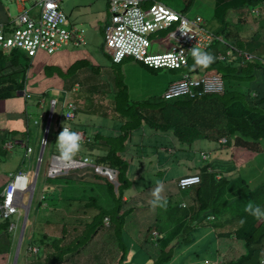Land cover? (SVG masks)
Instances as JSON below:
<instances>
[{"label": "trees", "instance_id": "obj_1", "mask_svg": "<svg viewBox=\"0 0 264 264\" xmlns=\"http://www.w3.org/2000/svg\"><path fill=\"white\" fill-rule=\"evenodd\" d=\"M195 1L185 0L184 8H190ZM215 1L214 15L206 18L208 25L217 35L235 46L237 51H234L227 61L219 60V52H225L228 45L217 40L215 45L206 50L215 57L214 63L207 68L194 67L191 55L186 67L170 69L177 79L167 86L165 92L173 82L184 78L185 74L191 76L199 74L205 77L214 73L224 78L225 91L199 94L203 92V86H198L194 88L196 92L194 97L184 94L178 98L165 99L157 95L148 100L134 101L130 97L128 85L123 77L113 75L112 79L117 90L114 88L112 91L109 86V91H106L114 110L124 121L122 133L118 136L101 134L95 136V141L105 143L108 147L107 152L104 155L92 154L93 165L84 169H90L94 173L93 178L99 183L93 179L84 181L83 177L74 178L73 175L46 179L42 194L47 197L46 203L56 207L46 210L47 212L43 211L44 213L35 223L36 237L30 244L40 246L41 251L43 248L44 256L40 254L41 252L34 256L33 264H61L66 255L79 254L98 235L100 229H108L106 235H115L114 239H117V242L116 235L120 236L128 229L133 230L134 237L142 238L143 234L142 244L144 246L145 243L150 244L153 250L146 249L145 256L140 255V250H137L140 264H149L150 260L151 264H186L194 260L199 264H210V259L202 256L204 251H209V248L216 252L213 254L215 256L213 259L216 257L221 259L222 264H262L264 219L252 217L245 212V207L249 203L264 207V180L263 183L254 186L240 175V172L246 168V161L242 160L237 165L234 160L227 161V156L232 154L233 147H237V150L244 154L250 151L256 156L261 152L264 153V62L259 59L244 62L239 55L240 51L264 54L262 35L264 26L260 25L258 30L252 33L253 31L243 30L242 24L239 23L243 20V16L253 15L256 11H260V18L264 20V0ZM232 14L237 16L236 25L230 19ZM4 54L0 50V55ZM7 57L8 63L5 65L0 63V98L11 99L15 98L19 91L26 89L31 63L30 58L18 50ZM126 60L127 58L119 64L113 63L111 67L122 66ZM139 62L142 63V68L151 72L157 73L160 70ZM7 71L9 75L5 74ZM29 103L27 100L26 105ZM25 109L26 118L23 119L29 120L27 106ZM142 128L150 133L149 136L169 135L172 143L165 146L175 148L177 141L181 143L180 148L169 154L166 149L163 150V147H158L159 141L154 147L158 154L146 152L145 148H128L131 133L139 130V135L142 137L144 135ZM73 130L75 131V127ZM223 136L228 137V143L222 144L221 148L213 151L206 163L194 167L199 170L201 182L180 191L175 199L172 197L165 199L166 207H158L161 212L156 213L150 205L141 202L142 198L133 199L131 193L128 195L129 189L144 176L147 177L151 187L156 186L158 181H163V173H156L152 164H148L149 170H146L144 161L157 159L164 166L187 169L194 163L188 166L180 158L181 156L196 157L192 146L196 140L218 142ZM133 150H135L133 154L129 155V151ZM50 152H57L55 145L50 148ZM79 152L75 157L79 156ZM248 163H251L250 160ZM98 166L118 170L116 180L112 181L109 176L97 173ZM140 172L141 174H138ZM66 173L68 171L63 174ZM54 184L58 185L57 189L53 190ZM59 184L63 189H59ZM69 186L74 188L72 193L67 192ZM87 188L92 190V196L88 199L84 195ZM188 190L191 193L189 205L183 203V193ZM56 194H60L59 203L56 201L52 203V196ZM76 202L78 207L75 205ZM139 203L142 204L138 206ZM43 204L44 201H38L34 211L36 215L44 209ZM71 216H74L73 220L77 224L69 229L68 219ZM153 216H157L158 220L150 222L148 219ZM106 217L109 219L105 223ZM241 220L244 223H241ZM14 221L15 217L0 221V254L9 255L13 252L12 240L15 233L10 231L9 227ZM210 226L215 233V242L208 240L207 243L204 241L207 237L202 233V227ZM230 238L239 241L242 246L239 252L232 254L231 249L227 252L219 249L218 241ZM3 246H6L7 250L1 251ZM120 246L123 252L120 262L123 264L129 250L127 243H120Z\"/></svg>", "mask_w": 264, "mask_h": 264}, {"label": "built area", "instance_id": "obj_2", "mask_svg": "<svg viewBox=\"0 0 264 264\" xmlns=\"http://www.w3.org/2000/svg\"><path fill=\"white\" fill-rule=\"evenodd\" d=\"M17 1L25 3L26 0ZM107 1L110 4L111 21L106 29V40L109 46L108 53L114 62H121L125 57L132 56L153 68L181 69L188 65L193 47L206 51L217 40H222L210 28L204 17L197 15L190 19L162 2L158 1L150 7L144 8L141 6L140 0ZM33 2L32 9H37V15L31 16L29 10L24 9L17 21L18 25L9 35H6L3 28L0 27V48L22 49L29 56L35 57L41 51L53 54L68 45L86 44L84 29L74 24L68 25V17L62 8L64 0H33ZM174 27L175 30L170 34V38L174 41L171 49L163 51L162 46L159 45L161 53L152 54L150 48L157 41L153 40L151 36ZM231 53V50L227 51L228 55ZM219 58L226 59L227 55L220 54ZM198 86H203V92L199 94L225 91V82L219 75L194 78L185 74L184 78L170 85L163 97L173 99L184 94L194 97L196 96L194 88ZM73 102L67 99L66 94L62 107L66 110L63 116L65 115L67 119H73L75 116L73 111L76 106ZM49 105L50 109L54 110L58 107V101L52 99ZM49 116L52 118L53 114ZM68 128L70 129V127ZM47 131L49 132V130ZM42 142L46 145L47 139L43 138ZM33 152V147L28 146L27 159L31 160ZM69 165L82 168L92 165V162L88 157L74 158L71 162H64L58 159V156H53L47 175L63 174L72 169ZM25 181H27L26 185H24ZM197 181H199L197 176L186 177L182 180V186L185 187ZM30 190L29 174L24 171L14 174L1 194L6 198H3V201L0 198V220L9 219L15 215L20 216V209L27 207L24 195ZM18 229V223L12 222L10 231L16 233ZM30 250L37 252L38 248L30 247Z\"/></svg>", "mask_w": 264, "mask_h": 264}, {"label": "crops", "instance_id": "obj_3", "mask_svg": "<svg viewBox=\"0 0 264 264\" xmlns=\"http://www.w3.org/2000/svg\"><path fill=\"white\" fill-rule=\"evenodd\" d=\"M86 1L91 3L97 2V0ZM86 1H83V7L86 6ZM208 1L211 3L212 11L216 8V5L213 7L214 0ZM80 3V0L75 3H71L73 8L65 10L69 18L73 19L71 22L76 25L75 21L84 24L94 21V17L90 18V16L94 14L92 4H89L91 9L90 12H88L87 9L86 13L83 12L82 14L79 10ZM23 5L19 7L20 11L25 8ZM0 10H3L1 0ZM75 10H79L77 15L74 14ZM10 19L11 18L8 16L6 20L0 18V25L12 21ZM86 36L87 42L84 45H68L51 55L41 51L35 58H30L31 64L28 70L27 84V89L30 93L29 98H26L20 92L16 94L15 98L0 99V191L3 189L4 184L8 181V178L13 172L23 169V167H27L25 164V148L22 145H20L22 148L19 147L23 150V153L6 151L3 149L4 141L6 140V142H8L7 138L10 136L12 137L11 139L26 138L29 145L34 148V151H36L39 147V141L42 138L41 129L44 128V124H41L43 121L42 118H36L40 122L38 124L36 123L37 120L35 121L32 119L33 113L35 114V112H32L33 109L31 106L34 103V99H37L38 97H46L47 100V96L52 93L53 96L49 98H55L62 101L64 100V96L67 94V99L74 101L76 106V118L69 121V124L72 126V129H74V127L77 128L75 132L79 133L81 137H85V140L81 141V144L84 146L81 147L86 153H83L82 155L106 154L108 147L103 141H95L96 135L101 134L103 136H118L122 133L121 128L124 121L121 120V116L116 112V110H114L110 101L107 104L102 103L101 101L102 98L104 100H109L108 91L103 94L107 88L106 82L98 81V79L101 78L100 73L102 71H99V74L92 71V69L98 68H100V70H103V68L108 69L109 67L111 68V65L113 64L107 53V46L105 45L106 37L104 46L99 49L91 43L94 36L93 29L90 34L86 30ZM101 53L110 58V63L102 57ZM7 56L8 55L6 54L0 55V63L2 62L3 65L8 63L9 59ZM74 65H76V67H74ZM70 68H72L71 71ZM5 74L9 75L8 71L5 72ZM92 78L95 79L91 80ZM112 81L110 84V90L113 91L114 88L117 90L113 79ZM27 100L30 102L29 105H26ZM26 106L29 113L32 112V114L29 116V120L27 118L24 122L23 118L25 117L24 111H26ZM88 115H90L91 118L88 117ZM33 127L38 129L35 130L34 134H32ZM55 129L58 128L56 127ZM146 129H148V127ZM146 129L142 128L144 131V135L142 137L139 135V130L132 132L127 147L130 149H146L148 146H143V143H140V141L147 142L149 140L146 137H148L150 133ZM13 132L14 134H11ZM55 134L58 137V133ZM57 137H55L54 141L53 138L49 140V144L51 145V147L50 145H47L49 149L54 145L56 146L55 143ZM131 154H133V151H129V155ZM182 158L183 156H181L180 159ZM163 179L166 180V178ZM130 193L131 192H129V194ZM143 194L144 192H142L140 196ZM149 218L151 219L148 220H152V217ZM101 235L102 232L100 230L98 235L95 236L94 239L85 248H83L79 254L72 255L71 257L68 255L61 264H95L94 261L98 264H118L123 253L120 243L117 242V239H114L115 235H111V240L106 242L104 238L102 242L99 240ZM140 239L141 241L144 240L143 234ZM130 242L131 244L128 255H126V260L127 258L132 257L139 247L140 255L144 256L147 254L146 249L153 250V247L148 243L146 244V247L139 246L136 249L132 246V239H130ZM2 255L4 256L1 259L3 262L2 264H7L8 257L6 259V255ZM134 258L140 259L139 251L135 254ZM66 259L69 260L67 261ZM146 259L148 258L146 257ZM126 262L130 263V260H127ZM148 263L151 264V260Z\"/></svg>", "mask_w": 264, "mask_h": 264}, {"label": "rangeland", "instance_id": "obj_4", "mask_svg": "<svg viewBox=\"0 0 264 264\" xmlns=\"http://www.w3.org/2000/svg\"><path fill=\"white\" fill-rule=\"evenodd\" d=\"M80 11L83 14V12L86 13V10L88 9V12H90V6L89 4H92V10H94V14L90 16V18L94 17V21H90V23L88 24H84V23H80V22H76V25L85 28V30H87L90 34L91 30L93 29V38L91 40V43L95 46H97L99 49H101V47L104 46L105 43V37H106V26L110 23V18H111V14L109 11V5L107 8V4L105 2V0H97V2H88L86 1V6H84L83 1L84 0H80ZM163 3H165L166 5L172 7L173 9L182 12L183 14H185L188 18L193 19L195 18L197 15H201L205 18L214 15V10L213 12L211 11L212 7H211V3L208 0H196L192 6L190 8H184L185 5V0H159ZM2 5H3V10H0V18L5 19L7 18V16L9 18H11L10 20L15 19L21 12H20V6L23 4H19L16 2V0H1ZM78 2V0H64L63 2V7L64 10L68 9V8H73V6L71 5V3H75ZM215 0L213 3V7L215 5ZM149 4V3H148ZM34 5L33 0H27L24 3V7L29 10V14L31 16L36 15L38 13L37 9H32ZM88 5V6H87ZM216 7V6H215ZM79 10H75V15L78 14ZM256 17H251L249 14H246L245 16H243V20L239 21L240 24H242V27H244L247 31H256V29H258L261 26H264V20H262L260 18V11L259 12H255ZM230 19L232 21V23L234 25L237 24V16L236 14H232L230 16ZM73 19L69 18V23L68 25L70 26V23ZM175 30V27L164 32V33H155L151 36V38L153 40H156L157 42L155 44H153L150 48V51L152 52V54H156V53H161V50L159 48V45L162 46V50L163 51H169L171 49L172 44L174 43V41L170 38V34L172 31ZM254 33V32H252ZM262 33V32H261ZM263 38H264V34L262 33ZM161 36V37H160ZM160 37V39H159ZM105 45L107 46V52H108V44L107 42L105 43ZM102 57H104L106 59V61H108L110 63V58L107 55H103L101 53ZM92 69V68H91ZM92 71L94 73H98L99 71H102L100 73V77L98 79V81H105L106 82V86L107 88L105 89L104 93L106 92V90L109 91V86L111 84L112 81V77L113 75H121V77H123V79L125 80L124 82L128 85V89H129V94L132 100L134 101H144V100H148L153 96H157L160 95L161 97L164 95V92L167 88V86L174 81L175 79H177V76L174 74V72H172L170 69L168 68H162L160 70L157 71V73L151 72L148 69L142 68V63H140L139 61H136L132 58H127L126 62H124L122 64V66H117L115 65L114 67H109L107 68H103V70H100V68L98 69H92ZM194 78H199L201 77L199 74L198 75H192ZM95 78H92L91 80H94ZM113 82V81H112ZM53 94H49L47 97H52ZM102 103L107 104L109 102L108 99L104 100L103 98L101 99ZM59 105L58 104V109H56V114L59 112ZM32 106V112L34 111L35 114L33 113V118L35 121L37 120L36 118L41 119L42 117V102L38 99H34V103L31 105ZM32 112H30L32 114ZM88 117L91 118L90 115H88ZM23 121L25 122L26 120L23 119ZM39 121V120H37ZM55 128H56V124L53 121L51 123V134L48 136V140L55 138ZM92 128V127H91ZM37 128L33 127L32 130V134H34L35 130ZM38 130V129H37ZM147 139H149L147 142H142L140 141V143H143V146H148L146 147V149H154V147H156L158 145V141H159V145L158 147H165V145H167L168 143H172L171 137L169 135H163V136H159L157 134H153L150 135L148 137H146ZM57 140V139H56ZM175 146H180L181 143L175 141ZM47 146V145H46ZM49 146V143H48ZM84 146V145H82ZM192 146L193 148V152L194 155L196 156L195 158H188L187 160H184L186 164H188V166H191L192 163H194L190 168L187 169H181L179 167H174L172 166L171 171L168 173V177H172L170 179V183L164 187L163 192L161 193V197L165 198V194L166 191H168V197H172V198H177L180 190L177 186V182L175 180V178L178 175L181 174H188V173H192V172H199V170H197V168L194 167H198L203 165L204 162L202 159H200V152L201 149H206V148H210V142L205 139H200V140H196ZM82 148V147H81ZM82 153H86L83 149ZM80 150V151H81ZM135 150H133L134 152ZM175 151V150H174ZM23 153V150L21 148H17V150H15L13 153ZM50 151H49V147H47V151L45 154V157L43 156V161L42 163L39 165V171L37 169H33L32 171H30L31 175H32V179L33 177H38V182L36 184V188L34 189V187L31 188L30 191H27L24 195V198H26V201L29 200L28 199V194H31V208L30 210L28 209L27 211L30 212L29 215H26V219H27V227H31L29 229V234L27 235L28 237L31 236V240H29L30 242L34 239L35 236V229H36V221H38V217H41V215L44 213L43 211H46L50 208L56 207V205H51L50 203H46L44 202L43 210H40L37 215L36 213H34L35 208L37 206V203L39 200H45V197L41 194L42 189L44 188V184H43V176L45 173L48 172L49 166H50ZM89 155V158L91 159V155ZM229 160H234L235 163H237V165L240 164V162L242 160H245L246 162L248 160H250L251 163H247L246 164V168L243 169L240 172V175L243 176L245 179L249 180L250 182H252V184L255 185H259L260 183H263L262 181L264 180V153H259L258 156L254 155V153L248 152L247 154H244L243 152L237 150V148L232 149V154H228L227 156V161ZM245 163V162H243ZM32 164V162H31ZM27 166H29V163H27ZM70 168L72 169H79L80 167H77L75 165H69ZM90 165L87 167L89 168ZM139 168V166L137 167V169ZM146 170H149V165H146ZM97 173H102V171L100 169H96ZM244 174H243V173ZM138 174H141L138 173ZM74 176V178H80L83 177L84 181H90V179H93L94 181H96L97 183L98 180H95L94 177V173L90 170V169H81L78 171H71L66 173L65 175L63 174V176ZM40 177V178H39ZM9 183V181L6 182V185ZM30 184L32 185V181L30 180ZM156 184V183H155ZM58 184H54L52 185V189L54 190V188H56ZM148 187V189H147ZM57 189V188H56ZM59 189H63V187L59 184ZM67 192L72 193V191H74V188L72 186L67 187ZM154 188L151 187L150 182L148 181L147 177H143L140 181H138L136 183V185H134L132 188L129 189L128 192H133V191H138V190H142L144 192V194L140 197L142 198L141 202H145L147 203V205H150V201L151 199H153L151 192ZM35 190V191H34ZM81 191V190H80ZM86 199L90 198L92 196V190L87 188L86 192L84 193ZM141 195L140 192L134 193L131 195V197L133 199H136L137 197H139ZM184 195V199L186 204H190L191 201V193L190 190H188L187 192L183 193ZM0 198H6L4 196L1 195ZM49 198V195H48ZM53 200L52 203L58 202L59 203V199H60V194H56L54 196H52ZM49 201L50 198H49ZM142 203H139L138 206H140ZM76 207H78L77 202L75 203ZM21 211L23 212V209H21ZM154 211L156 213L161 212L162 210L159 211L158 207L154 209ZM47 212V211H46ZM158 215V214H157ZM17 218V217H16ZM74 216H71V218L68 219V222H70V228L72 229V227H74L77 222L75 220H73ZM28 221H29V225H28ZM151 222V220H149ZM67 224V225H69ZM73 225V226H71ZM38 228L40 230L41 226L38 225ZM99 229V228H98ZM101 230V229H100ZM33 231V233H32ZM28 232V231H27ZM102 235L99 237V240L103 242L104 240V236H105V242L111 240V236L110 235H106L108 233V229H104L101 231ZM36 233H38V231L36 230ZM202 233L204 235H206V239H204L205 242L208 243L209 242H215V233L213 232V230H211V226L210 227H202ZM56 235V234H55ZM26 236V238H27ZM118 238V242L125 244L127 243V247L128 250L130 248V238H132V246L134 248H138L139 246L141 247H146L142 244L143 241H141V239L139 237H134V232L132 229H128L126 230V232L120 236L116 235ZM226 243L220 244V250L222 252H227L229 249L232 250V254L239 252L242 249V246L240 245L239 241L237 239H225ZM25 242L26 240L24 239L23 245L22 242L20 241V247L22 248L21 250V254H20V258L18 261V264H23V262L21 263L22 257H23V251L25 250ZM12 250L15 244V247L17 245V240H15V238L13 237L12 240ZM22 245V246H21ZM15 247H14V252H12V256L15 253ZM212 247H214V245L212 244ZM140 250V247L138 248ZM137 249V250H138ZM202 248H199V250H201ZM3 250H7L6 246H3L1 251ZM212 249L209 248V251L205 252L202 254V256H206V258L208 257L210 259L209 262H211L210 264H222V260L218 259L217 257L213 259V257H215L213 254L216 253L215 251H211ZM25 253V251H24ZM44 253V249L42 248L41 251V255ZM137 253V251L132 255V257L127 258V260H130L129 264H140L141 260L139 258H134L135 254ZM8 256L7 259V264H13L14 262V257L11 256V254L6 255V257ZM72 255H69V257H71ZM4 256L2 254H0V264H2V258ZM203 259V258H202ZM24 260V259H23ZM67 261L69 259H66ZM126 260V261H127ZM125 261V264H126ZM197 260H194L193 262L190 263H186V264H199V262H196ZM95 264H98L96 261H94ZM201 263H203V261H201ZM118 264H121V262H119Z\"/></svg>", "mask_w": 264, "mask_h": 264}, {"label": "clouds", "instance_id": "obj_5", "mask_svg": "<svg viewBox=\"0 0 264 264\" xmlns=\"http://www.w3.org/2000/svg\"><path fill=\"white\" fill-rule=\"evenodd\" d=\"M105 1L109 5V2L107 0H105ZM140 1H141V6L144 7V8H146V7H150L151 5H153L155 2H158L159 0H155L154 2H151V0H140ZM16 2L17 3H20V4H24V3L18 2L17 0H16ZM159 2H161V1H159ZM62 8L64 10L63 5H62ZM24 9L27 10L26 8H23L20 11L21 12L20 14H22V12H23ZM109 11H110V6H109ZM64 12H65V10H64ZM256 12H259V11H256ZM20 14L15 19H13L12 21L7 22L6 24H1L0 25V27L3 28V30H4V32H5L6 35H9L11 33V31L18 25V22L17 21L19 20ZM66 15H67L68 20H69V16H68L67 13H66ZM249 15L251 17H254V18L256 17V14L255 13L253 15L252 14H249ZM204 19L206 20L205 17H204ZM207 23H208V21H207ZM70 24H74V23L71 22ZM81 28L84 29V31H85V37H86V42H87L86 30L83 27H81ZM242 29L243 30H246L244 27H242ZM257 30L258 29H256V31ZM164 32L162 31L160 33H164ZM220 37L222 38V40H219V41H221L222 43H225L226 42L225 39H223L222 36H220ZM106 42H107V40H106ZM215 44H216V42L213 45H215ZM225 45H228V48L225 49L226 50L225 52L224 51H220L219 52V55L220 54L227 55V58L226 59H220L219 58V55H218V59L221 60V61H227L234 54V51H237L236 47L233 46V45H230L228 42H226ZM65 47H67V46H65ZM65 47H63V48H65ZM63 48H61V49H63ZM0 50L3 51L8 56L11 55V53L13 51L18 50V51L24 52L31 59L36 57V56L35 57H31L25 51H23L22 49H18V48H3V47H1ZM229 50L232 51V53L230 55L227 54V51H229ZM258 54H261V53H254V52H251V51L250 52H247V51L246 52H242V51H240V53H239V55L241 56V59L244 62L252 61V60H255V59H259L261 62H264V54H262V55H258ZM108 55L110 56L112 63H115V64L121 63L126 58L135 59L132 56H127L121 62H114L113 61V58L111 57V55L109 53H108ZM191 55H192V58L194 60V67H197L198 66V67H202V68H207L212 63H214V61H215V57L212 54H210L209 52L203 51V50H201L200 48H197V47H193L191 49ZM162 68L173 69V68H169V67H161V68H155V69H162ZM213 75H215V73ZM216 75H219V74H216ZM219 76L222 77V75H219ZM201 77H204V76H201ZM223 80H224V78H223ZM224 82H225V80H224ZM77 85H79V84H77ZM225 89H226V84H225ZM20 92L26 98H29L30 93H29L27 87H26L25 90L19 91L18 93H20ZM207 94H211V93H207ZM44 98L43 97H38V100H40L42 102V106H41V109H42V117L41 118H42L43 121H42L41 124H44V128L41 129V131H42V138L39 141V147L37 148L36 151L33 152L32 156H31V160L30 159H27V157H26L27 147L30 146L29 143H28V141L26 140V138H13V139H11L12 137H8L7 138L8 142L5 141L4 144H3L4 145L3 149L6 150V151H10V152H14L17 148L21 147L20 145H22L25 148V164H26V166H27V163H29V166L23 167V169H20V170H18L16 172H13L11 174V176L8 178V181H10L12 179V177H13L14 174H17L20 171L21 172L24 171V172H27L29 174V178L32 181L31 188L34 187V189L36 188V184H37V182H38L39 179H38V177H33V179H32V175H31V173H30L29 170L32 171L33 169H37L39 171V168L38 167L42 163L43 156L45 157V154H46V151H47V147L48 146H46V145H48V143H49L48 136L51 134V123L53 121L55 122L56 127L58 128V129H55V133H58V137L54 133L55 134V137H57V140H56V143H55L56 144L55 147H56V150H57L58 153L57 152H50L49 153L50 154V158L49 159L52 161L53 156H58V159H60L61 161L71 162L74 158H79V157H88L89 158L88 155H82L83 153L82 152H79L82 149L81 148V146H82L81 141L82 140L84 141L85 140V137H81L79 133L75 132L77 130V128H75V131H74L72 129V126L69 124V121H72V120H74L76 118V113H75L76 108L73 111V113L75 114L74 118L73 119H67L65 117V115L63 116L64 112L66 111L62 107V103H63L64 100L59 101L58 99H56L58 101V104H60L59 105V110H58L59 112L56 114V109H58V107L56 109H54V110H51L50 109V105H49L50 101L52 99H55V98H49L48 97L47 100H46V97H44ZM0 99H6V98H0ZM63 99H65V96H64ZM48 101H49V103H48ZM68 110H70V109L68 108ZM49 113L50 114H53V117L52 118L49 116L50 115ZM28 114L31 115V113H29V112H28ZM60 117H62L61 120H60ZM36 123L38 124L40 122L39 121H36ZM65 126L70 127L71 130L68 127H65ZM47 130H49V132ZM43 138H46L47 139V144L46 145H44L43 142H42V139ZM54 139L55 138H53V141H54ZM224 143H228V137H226V136L220 137V139H219L218 142L211 141L210 142V148L208 147L206 149H201L200 159H202L204 162H206L210 158V156L213 153V151L215 152L217 149L221 148L222 147L221 145L224 144ZM10 147H13V148H10ZM30 147H32V146H30ZM50 147H51V145H50ZM179 148H180V146H176L175 148H168L167 146H165V147H163V150L166 149L169 152V154H173V152H176ZM234 148H237V147H233V149ZM155 150H156V148L151 149V150L147 149L146 152H152L154 154H158V151H155ZM49 151H50V149H49ZM78 152H79V156H76L75 157V155ZM251 153H253V152H251ZM254 155H256V154L254 153ZM182 159L183 160H187L188 158L187 157H183ZM31 162H32V164H31ZM91 162L93 163L92 157H91ZM143 163L146 164V165L152 164L153 165V169L156 171V173L160 174L162 172L163 173V178H166V180L163 179L162 182H159L158 181L157 182V185L152 187V188H154L152 190V192H151V195H152L153 199H151V201H150L151 207L153 209H155L157 207H160V208L166 207V205H167V201L166 200L169 199V197H168L169 196L168 195V191H166V194H165L166 197L165 198H162L161 197V193L163 192L164 187H166L170 183V179L172 177H168V173L171 171V168L172 167L171 166H168V167L167 166H164V164H162L157 159H154V160H151V161H144ZM246 163H248V161ZM155 164H157V166ZM235 164H237V163H235ZM183 165H185V164H183ZM86 167H88V166H86ZM86 167H82V168H79V169H69L68 172L78 171V170L84 169ZM98 168L101 171H104V173H99V174L109 176L112 181H115L116 180V177L118 175V170L113 169V168H110V167L104 168V166H101V167L98 166ZM65 172H67V171H65ZM44 175H46V176H43V184L45 183L46 179L49 178V177H52L53 178V177H57V176H63V174L56 175V176H49V175H47V173H45ZM194 176L199 177V181H197L196 183H191V184H189V185H187L185 187L182 186V180L183 179H185L186 177H194ZM175 180L177 182V186H178L179 190L182 191V190L191 188L192 186H194L196 184H199L201 182V175H200L199 172H192V173H188V174H184V175H179V176H177L175 178ZM26 184H27V181H25V184L24 185H26ZM28 185H29V181H28ZM5 186H6V183L4 184L3 189L0 191V197H1V194L3 193V190H4ZM134 193H135V191H133V192L131 191V194H134ZM41 194H42V191H41ZM30 195L31 194H28V199H30ZM128 195H129V192H128ZM45 197L46 196H44V198ZM1 201H3V198H1ZM42 201L45 202V200H43V199H42ZM28 202H29V200L26 201V198H25V205L26 206H27ZM183 203L186 204L185 199H184V202ZM45 204H46V202H45ZM31 206H32V204L30 202V205L29 206L24 207V208H21V209H23V212L20 209V211H21L20 216L19 215H15L14 216L15 217V222L18 223L19 229H18V231L16 233L14 232L15 233V235H14L15 237L14 238H15V240H17V245L15 247V244H14L15 253H14L13 256H12V253H11V256L15 258V254H16V251H17L18 243L20 241L21 234H23V237L21 239L22 245H23L24 239L26 240V242H25V250H24L25 253L23 251V257H22V260H21V263L23 262V264H33L34 256L38 255L41 252L40 246H38L36 244L35 245H33V244L31 245L30 244V241H29V240H31V236H29V237L27 236L29 234V229L31 227H29V226L27 227L26 212H27L28 209L30 210ZM245 212H247L249 215H251L254 218L264 219V207H261L260 205H253V204L249 203L245 207ZM29 214H30V212H29ZM25 219H26V223H25ZM108 219H109L108 217L105 218V223L108 221ZM157 220H158L157 216H155V217L153 216L151 221H157ZM0 221H3V220H0ZM241 223H244V221L241 220ZM28 225H29V221H28ZM107 226H109V225H107ZM9 230H10V227H9ZM32 233H33V231H32ZM26 236H27V238H26ZM218 242H219V248H220V244L226 243V241H224V239H220ZM14 247H13V252H14ZM30 247H37L38 248V251L35 252L33 250H30ZM21 249L22 248L20 247L18 261H19L20 254H21V251H22ZM75 254H77V253H75ZM75 254H68V255H75ZM68 255H66V257ZM122 255H123V253H122ZM42 256H44V254ZM18 261H17L16 264H18ZM125 261H126V258L123 261V264H125ZM126 264H129V263L126 262ZM262 264H264V258L262 259Z\"/></svg>", "mask_w": 264, "mask_h": 264}, {"label": "water", "instance_id": "obj_6", "mask_svg": "<svg viewBox=\"0 0 264 264\" xmlns=\"http://www.w3.org/2000/svg\"><path fill=\"white\" fill-rule=\"evenodd\" d=\"M30 202H31V197L29 199V202H28L27 206L30 205ZM26 215H29V211L26 212ZM25 223H26V219H25ZM22 237H23V234H21L20 241H21ZM20 241L18 243V247H17V251H16V254H15V258H14V263L13 264H16L17 261H18V256H19V251H20Z\"/></svg>", "mask_w": 264, "mask_h": 264}]
</instances>
